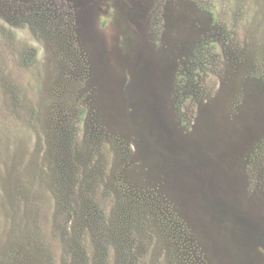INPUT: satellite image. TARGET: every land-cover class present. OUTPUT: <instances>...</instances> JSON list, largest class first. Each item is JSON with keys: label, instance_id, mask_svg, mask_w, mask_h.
<instances>
[{"label": "rangeland", "instance_id": "obj_1", "mask_svg": "<svg viewBox=\"0 0 264 264\" xmlns=\"http://www.w3.org/2000/svg\"><path fill=\"white\" fill-rule=\"evenodd\" d=\"M0 264H264V0H0Z\"/></svg>", "mask_w": 264, "mask_h": 264}]
</instances>
